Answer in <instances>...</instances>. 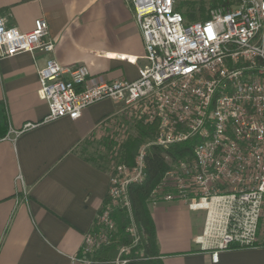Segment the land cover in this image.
<instances>
[{"label":"built area","instance_id":"2783aa9c","mask_svg":"<svg viewBox=\"0 0 264 264\" xmlns=\"http://www.w3.org/2000/svg\"><path fill=\"white\" fill-rule=\"evenodd\" d=\"M176 1L127 0L144 49L135 80L98 83L85 65L46 58L36 69L37 94L48 110L44 122L76 120L109 100L119 113L155 126L133 166H116L109 175L110 203L100 218L107 228L110 206L127 208V187L144 179L146 149L190 142V156L164 173L149 204L180 202L203 212L198 241L216 261L218 251L255 247L264 235V0H229L191 23ZM54 48L44 19L23 33L0 17V59L48 56ZM92 244L87 235L70 264H90Z\"/></svg>","mask_w":264,"mask_h":264},{"label":"crops","instance_id":"0c3cea01","mask_svg":"<svg viewBox=\"0 0 264 264\" xmlns=\"http://www.w3.org/2000/svg\"><path fill=\"white\" fill-rule=\"evenodd\" d=\"M0 17L23 33L44 19L55 45L48 56L0 59V264H70L94 226L110 175L85 162L77 147L119 107L104 100L76 120L44 122L36 69L53 58L85 65L98 83L133 81L141 35L127 0H0ZM27 124L34 127L21 131ZM148 211L161 264H264L263 234L259 245L218 251L213 261V250L198 241L203 212L180 202L149 204Z\"/></svg>","mask_w":264,"mask_h":264},{"label":"trees","instance_id":"16d2710c","mask_svg":"<svg viewBox=\"0 0 264 264\" xmlns=\"http://www.w3.org/2000/svg\"><path fill=\"white\" fill-rule=\"evenodd\" d=\"M228 1L211 0V3L212 6L217 4L226 6ZM197 7L196 9L194 3L184 2L175 6V10L180 12L187 23L208 19V13L204 10L203 4L199 3ZM196 13H198L197 17ZM129 115L132 116L133 120L130 124L127 123L128 130L124 132L123 137L116 139L117 135H115L116 137L112 138L111 136L110 140L108 136L103 137L98 146L89 154H85L84 151H77L79 156L85 162L103 171H107L105 166L109 163V157H112V163L114 162L113 168L119 165L127 168L132 167L139 148L152 140L155 126L144 124L141 119ZM116 117L117 115L103 118L101 127L91 134L92 138L97 137V132L102 131L104 125L111 123ZM2 126L6 128V123L3 122ZM4 134V131L0 133V138ZM191 147L190 142H185L170 146L167 149L156 146H150L146 149L144 179L140 183L130 184L127 187L129 206L124 208L112 205L109 208L108 220L112 223V228H107L101 223L96 226L98 217L102 212L101 208L110 203L108 196L99 209L94 226L88 233V236L93 239L90 253L87 254L90 264H117V262L120 264L122 261L123 264H161L156 248L155 230L148 211L151 191L160 183L164 173L175 162L190 156ZM112 169L109 173L112 172ZM130 225L133 227L134 234L129 231ZM261 245L264 246V243ZM122 248H129V251L127 254L119 256Z\"/></svg>","mask_w":264,"mask_h":264},{"label":"rangeland","instance_id":"374dc122","mask_svg":"<svg viewBox=\"0 0 264 264\" xmlns=\"http://www.w3.org/2000/svg\"><path fill=\"white\" fill-rule=\"evenodd\" d=\"M184 2H188V3H194V5L196 6V9L198 8L197 5L199 3H202L204 6V10L208 13H210L211 10H213L215 8V6H212L211 0H177L176 1V6H179L180 4L184 3ZM182 13V11H181ZM198 16V13H196V17ZM199 21V20H197ZM132 116H130L129 114L126 115V113H118L117 117L115 118L114 121H112L111 123H107L106 125H104V128L102 129V131L100 130V132H97V137L94 136V138H92V136H90L89 138L83 140L79 146L77 147V151H84L85 154H89L90 152L93 151V149L98 146V143L101 141V139H103V137L108 136L109 140L112 138L119 139L120 137H123V134L126 130H128V126L127 123L129 122V124L132 122ZM101 136V137H100ZM115 136V137H114ZM116 143L117 140H116ZM112 157H109V163L106 169L109 172L112 168H113V163H112ZM107 205V204H106ZM106 205H104L101 209V215L98 218V222L96 224V226L102 222V220L100 219L103 215L102 213L104 212ZM104 225V224H103ZM129 231L131 234H134V230L133 227L130 225L129 226ZM129 251V248H122L120 249V255L123 256L125 254H127V252ZM86 251H84L85 253ZM120 264H123L122 262H120Z\"/></svg>","mask_w":264,"mask_h":264}]
</instances>
